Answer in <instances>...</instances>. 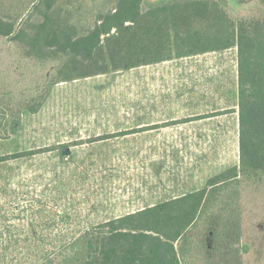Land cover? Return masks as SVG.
Segmentation results:
<instances>
[{
	"label": "rangeland",
	"instance_id": "obj_1",
	"mask_svg": "<svg viewBox=\"0 0 264 264\" xmlns=\"http://www.w3.org/2000/svg\"><path fill=\"white\" fill-rule=\"evenodd\" d=\"M166 1L145 0L142 8ZM86 2L84 28L113 5L99 0L87 10ZM226 11L233 20L264 17L260 0H227ZM50 67L0 40V82L18 92L40 88ZM236 78L231 49L54 86L36 114L22 115L17 134L0 142V156L36 152L0 164V264H47V257L59 264L61 173L73 165L88 174L67 205L77 229L201 189L236 166L238 117L228 112L237 111ZM116 133L129 134L89 142ZM67 143L79 144L69 147L74 161L62 164L57 149L48 150ZM189 234V264H264V178L231 186Z\"/></svg>",
	"mask_w": 264,
	"mask_h": 264
},
{
	"label": "trees",
	"instance_id": "obj_2",
	"mask_svg": "<svg viewBox=\"0 0 264 264\" xmlns=\"http://www.w3.org/2000/svg\"><path fill=\"white\" fill-rule=\"evenodd\" d=\"M86 1L91 10L99 0ZM144 1L113 0L109 10L98 11L84 28L79 22L84 0H0V40L25 59L51 65L35 90L21 93L11 83L0 82V142L16 135L22 115L36 114L60 83L236 49L237 111L228 112L238 117V164L208 179L201 189L79 229L71 226L74 212L67 205L75 202L70 199L73 189H85L88 174L73 165L61 173L62 179L67 174L60 192L66 205L61 215L65 230L53 251L59 264H189V230L231 186L264 178V17L233 20L227 0H170L143 9ZM260 2L264 6V0ZM154 126L142 128H158ZM76 144L48 151L57 149L60 163H71L74 154L62 152ZM34 154H6L0 164ZM46 262L52 264L53 257Z\"/></svg>",
	"mask_w": 264,
	"mask_h": 264
},
{
	"label": "water",
	"instance_id": "obj_3",
	"mask_svg": "<svg viewBox=\"0 0 264 264\" xmlns=\"http://www.w3.org/2000/svg\"><path fill=\"white\" fill-rule=\"evenodd\" d=\"M69 152H70V149L69 148H65V149H63V154L64 155H68L69 154Z\"/></svg>",
	"mask_w": 264,
	"mask_h": 264
},
{
	"label": "crops",
	"instance_id": "obj_4",
	"mask_svg": "<svg viewBox=\"0 0 264 264\" xmlns=\"http://www.w3.org/2000/svg\"><path fill=\"white\" fill-rule=\"evenodd\" d=\"M147 126H150V125H147ZM192 192V191H191ZM183 195H185V194H183ZM183 195H180V196H183ZM175 197H179V196H175ZM175 197H172V198H175Z\"/></svg>",
	"mask_w": 264,
	"mask_h": 264
}]
</instances>
